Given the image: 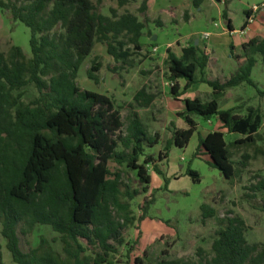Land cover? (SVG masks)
<instances>
[{
  "label": "trees",
  "instance_id": "trees-1",
  "mask_svg": "<svg viewBox=\"0 0 264 264\" xmlns=\"http://www.w3.org/2000/svg\"><path fill=\"white\" fill-rule=\"evenodd\" d=\"M103 1L97 0L98 4ZM118 1L121 7L130 2ZM201 1L195 0V5ZM0 7L9 10L31 33V55L18 45L9 53L0 49V250L5 239L15 263L112 264V241L121 242L125 231L137 220H145L155 203L154 194L146 197L140 218L131 207L132 200L150 191L148 167L153 165L166 188L171 178L160 163L169 162L173 147L184 149L190 144L198 132V117L208 121L215 117L229 133L245 136L233 145L257 142L261 123L257 110L242 116L237 107L222 109L220 100L243 84L257 87L252 71L258 57L264 61V37L244 43L243 56L234 55L235 46L230 45L238 63L237 72L230 77L207 74L209 56L195 40L182 48L181 56L168 49L167 79L175 100L197 83L207 84L213 92L207 101L200 96L184 100L186 109L179 115L186 127L173 124L172 138L156 158L148 149L158 146L161 137L149 133L137 111L131 112L124 130L115 101L78 84L80 70L98 43L106 45L115 62L121 63L113 72L131 65L133 53L142 50L146 28L138 15L130 11L118 15L113 9L111 16L106 15L94 0H0ZM148 7V0H143L140 11L146 14ZM223 15L233 31L228 11ZM248 24L249 19L243 30ZM100 66L94 60L88 71L96 83ZM29 86L37 90V96L27 101ZM258 92L264 97V90ZM157 97L143 87L134 95L131 107L149 108ZM229 146L225 132L211 131L199 137L193 157L208 155L210 165L232 181L244 172L251 157L245 155L237 161ZM111 162L136 172L139 188L125 185V171L113 172ZM185 174L195 183L201 182L197 170L188 167ZM252 187L254 192H264V179ZM201 210L203 221L216 216L205 203ZM219 223L211 258H162L156 264H264V244L248 240V225L241 216H229ZM39 225L60 234L62 252L46 238L29 252L22 250L19 233L30 234Z\"/></svg>",
  "mask_w": 264,
  "mask_h": 264
},
{
  "label": "rangeland",
  "instance_id": "rangeland-1",
  "mask_svg": "<svg viewBox=\"0 0 264 264\" xmlns=\"http://www.w3.org/2000/svg\"><path fill=\"white\" fill-rule=\"evenodd\" d=\"M94 2L106 15L111 16L112 9L116 10L118 15L127 11L138 15L146 23L142 50L133 53L131 65H124V69L119 68L115 73L112 71L113 67H120L121 63L115 62L106 45L98 43L80 70L78 84L84 89L111 97L121 113L124 130L131 112L137 111L149 133H157L161 137L158 146L148 149L156 158L159 151L171 140L174 125L177 128L186 127L184 118L179 115L184 112V102L179 103L173 98L171 82L167 79L168 49L181 56L182 48L193 40H200L197 45L204 48L209 42V37H205L207 32L214 35L228 30V20L223 15L225 10L228 11L233 27L239 30L235 37L232 36L237 46L234 55L243 56V50L239 46L242 39L264 37V0H202L199 6L195 5V0H148L146 14L140 11L143 0H130L123 7L118 0H104L101 4H98L97 0ZM254 6L259 7L255 14L258 27L242 34L241 31L249 18L247 11L251 12ZM30 36V29L24 23L15 20L9 10L0 7L1 51L9 53L13 45H18L31 55ZM216 49L223 70L216 73L230 77L231 59L238 65L231 48L225 45ZM94 60L101 65L100 71L96 73L99 83L91 80L88 75ZM213 70L209 69L207 74L214 76ZM252 79L258 89L264 90V61L261 57H258V63L252 71ZM143 87L158 94L155 103L149 108L135 105L131 107L134 104V95ZM257 87L243 84L231 89L230 97L223 96L220 100L221 108L230 103L241 113L257 110L255 113H258L261 119L259 137L253 145H233L238 137L245 136L226 131L232 158L241 161L245 155L251 157L244 172L230 181L219 169L210 165L211 159L208 155L193 157L199 137H205L208 131H215L219 122L215 117L211 119L212 122L198 117V132L190 144L184 149L173 147L169 162L166 160L160 163L161 168L171 178L166 188L164 178L155 172L153 165L148 167L152 176L150 191L132 200L131 207L136 218H140L145 198L154 194L155 203L145 220H137L125 231L121 242L112 241L113 252L109 257L112 264H156L162 258L188 261H198L202 257L211 258L212 244L216 232L220 229L219 221L234 215L241 216L246 221L247 238L251 243L264 244V192L252 191V186L264 179V97L260 96ZM198 88L199 90H195L197 96L204 101L212 98V93L201 91L206 85L200 84ZM36 96L37 90L33 86L26 88L27 101ZM110 167L113 172L125 171V185L131 186L132 189L139 188L136 172L126 170L115 162H111ZM188 167L200 173V183H195L185 174ZM204 203L216 211L215 217L205 221L201 210ZM19 238L24 252L37 247L41 238H46L53 248L62 252L60 234L50 226L39 225L30 234L19 233ZM2 244L0 264H17L6 247L5 239ZM165 250L167 255L163 254Z\"/></svg>",
  "mask_w": 264,
  "mask_h": 264
},
{
  "label": "crops",
  "instance_id": "crops-1",
  "mask_svg": "<svg viewBox=\"0 0 264 264\" xmlns=\"http://www.w3.org/2000/svg\"><path fill=\"white\" fill-rule=\"evenodd\" d=\"M251 13V12H250ZM256 27H258V21H254L252 23H249L246 27L245 30H242L241 33H245L247 31H250L252 29H256ZM208 33V32H207ZM239 33V30L238 29H235L233 31H230L229 29L226 31V32H221V33H217V34H210L209 38H208V44L206 43L204 49L206 50V53L208 54L209 56V64H208V68H207V71L209 69H214V75L216 72H221L223 71L221 68V64H220V57H218V52L216 51V47L218 48V46H224L227 45V46H230L232 43L234 44L235 46V50L237 48V46L235 45V42H234V38L236 36V34ZM233 36V37H232ZM251 39H253L252 37H248L247 39H242L241 42H240V45L239 46H242L244 43H247L249 42ZM199 43H200V40H198ZM209 46H212L213 48L209 47ZM242 56V55H241ZM241 60H244V58H242ZM230 65H231V75H234L237 70H238V65L235 64L232 59H231V62H230ZM206 71V72H207ZM217 74V73H216ZM230 75V76H231ZM200 84H203V85H206V88H203L201 91L205 90L207 91V93H212V89L211 87H209L207 84L205 83H197L195 85H193V87L190 89V91L187 93L186 97L185 98H180L179 100H176L177 102L179 103H182L184 102L183 99L185 100L186 98H194L196 95L195 93V90H199V88L197 89L198 85ZM195 94V95H194ZM230 94L231 92L229 91L228 93H226L225 96L227 97H230ZM230 108H235V105L234 104H230L228 103L227 107H224L222 109H230ZM186 109V105H185V102H184V108L182 109L183 111ZM180 109H178V111H182ZM240 115L242 116H245V115H248L250 114L249 112L247 113H241V112H238ZM210 122H212L210 120ZM215 131H223L226 133V131H228L226 128L223 127V123L219 120L218 124L216 125V130ZM211 132V131H208V133ZM244 136V135H243ZM242 137H238L236 140L238 139H241Z\"/></svg>",
  "mask_w": 264,
  "mask_h": 264
},
{
  "label": "built area",
  "instance_id": "built-area-1",
  "mask_svg": "<svg viewBox=\"0 0 264 264\" xmlns=\"http://www.w3.org/2000/svg\"><path fill=\"white\" fill-rule=\"evenodd\" d=\"M259 7L258 6H254L252 9H251V13L250 15L248 16L249 18V23H252L255 21V14L257 13ZM210 34L209 33H206L205 34V37H209ZM157 50V49H156Z\"/></svg>",
  "mask_w": 264,
  "mask_h": 264
},
{
  "label": "water",
  "instance_id": "water-1",
  "mask_svg": "<svg viewBox=\"0 0 264 264\" xmlns=\"http://www.w3.org/2000/svg\"><path fill=\"white\" fill-rule=\"evenodd\" d=\"M198 43H199V41L197 40V41H196V44H198Z\"/></svg>",
  "mask_w": 264,
  "mask_h": 264
}]
</instances>
